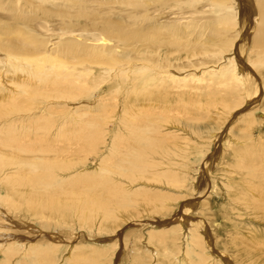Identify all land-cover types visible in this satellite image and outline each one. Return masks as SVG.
Returning a JSON list of instances; mask_svg holds the SVG:
<instances>
[{
	"label": "bare ground",
	"instance_id": "obj_1",
	"mask_svg": "<svg viewBox=\"0 0 264 264\" xmlns=\"http://www.w3.org/2000/svg\"><path fill=\"white\" fill-rule=\"evenodd\" d=\"M261 69L264 0H0V219L23 213L35 221L23 224L28 234L37 233L3 238L6 259L56 264L65 244L59 264H111L124 254L129 264H209L215 254L227 264L211 251L213 231L183 218L195 201L181 194L179 217L157 218L185 186L174 164L187 160L191 140L168 122H180L187 104L197 117L214 109L225 121L242 116L239 138L246 132L250 143L232 147L228 166L257 180L251 199L264 208V139L249 133L264 125ZM186 123L210 135L199 146V194L213 185L222 152L208 150L214 128ZM134 219L138 228L121 235L124 253L111 234ZM53 225L69 237L42 230ZM76 225L96 245L74 244Z\"/></svg>",
	"mask_w": 264,
	"mask_h": 264
},
{
	"label": "rangeland",
	"instance_id": "obj_2",
	"mask_svg": "<svg viewBox=\"0 0 264 264\" xmlns=\"http://www.w3.org/2000/svg\"><path fill=\"white\" fill-rule=\"evenodd\" d=\"M250 33L252 34V30L249 31V34ZM263 70L264 69H261V71H263ZM171 101L174 102L175 100L173 99ZM76 103L73 102L70 105V107L77 106L78 103L77 104ZM87 103H89V102H87ZM181 104L182 103H180V105ZM187 105H185L186 110L189 107V105L188 106ZM263 105H264V103H263ZM189 108H190V112H192L193 116L188 114L185 110V112L183 113V115L181 117L180 122L173 123V119L169 120V122H168V124L170 123V125H171L170 126L171 131H174L177 134L180 133L182 136L184 135L185 137L187 136V138L189 137L191 139L188 142L189 145L187 146L188 147V150L186 152L187 153V155H186L187 160H185L184 163H182V164L180 163L181 165L179 163H177V165L174 164L175 169L178 167H179L178 168L179 170L182 169L181 175L184 176L186 179L185 186H184V188L181 189L180 194L177 193L179 196H175L174 200L169 201V203H171V207L173 205L172 210L168 211L167 212L168 214L167 213L157 214V216L159 215L157 218L158 219L159 218L160 219H166V217L170 218V216H173V215L174 216L176 215L177 217H179V215H177V213H179L180 209L182 210L181 204L183 201L181 200V197H180V195L182 194L181 195L182 199L185 198L186 200H193L196 202L195 205H192V208H191L192 210L189 211L188 214L183 217L185 219V221H187V222H188V220L189 221H191V220L192 221L193 220L199 221V223H198L199 225H200V221H201V226H202V223H203V225L205 223V227L207 229H209V231L210 230L213 231L216 241L215 240L211 241V245H212L211 247L213 248V249H211V251L215 250V252H219L220 254L225 255V257H227V260H228V256H231L230 259L232 260V262L229 260L228 261L226 260L227 264H264V244L262 242L259 243V241H264V212H263L264 208L262 207V205H258V207H257V203L258 204H260V203L259 202L255 203L254 201H252L251 196L257 197L256 200H258L259 195L257 194V192H258L257 190H253L252 188H250L251 185H254V183L257 182V180L252 179L250 182L247 183L244 180L245 179L244 174L241 171L239 172V170L235 167V164L231 165V167L228 166L229 163L232 164L234 162L233 161L234 155L232 156V154H234L233 153L234 149L232 147L236 146L238 144H244L243 142H245L246 144L250 143L249 140H247L248 137L245 136L246 132L243 133L244 137L239 138L238 129H240V127H241V124L243 122V118H242V116H239L240 118H238V119L240 121L237 120V117L230 120V121H225L226 117L220 118L221 116H218L219 114L217 113V109H214V111L216 110L215 111L216 113L214 111L208 112L209 115L207 114L206 117L207 118L209 117V120L207 119L208 121H206L205 116L197 117L196 115H194V112L191 111L192 110L191 107H189ZM174 109H183V106H178ZM210 109L211 108H209V110ZM255 113H256V115H259L261 113V109H259ZM216 115H217V117H216ZM218 117H219L220 121H219ZM201 118H202V120H204V121H201L202 123L200 122ZM187 119L198 121V124L201 123L200 125L203 127H205L208 124L207 127L212 128V129L214 128L213 131L214 132L217 131V133L215 134L216 136L213 139H214V141L215 140L216 141L209 146L208 150H210L209 151L210 153L211 152L213 153L215 151V149H217V151L220 150L222 152V157L219 156V159L217 162L219 164H217V166H215L211 170L212 172L210 175V179H211V182L214 181V183L212 182L213 185L211 184V187H209V188L206 187L207 189L203 190L199 194L196 193V189L198 188L197 182H199V179L201 177L200 175H202L201 174L203 172L202 166L204 163L202 160L204 157H203L202 151H200L199 146L202 145L204 142H206L207 141L206 139L210 135H209V133H203L202 136L199 137L198 135L193 134L192 128L186 123ZM257 119H260V118H257ZM210 120L212 122H210ZM218 121H219L220 125H219ZM239 123H241V124H239ZM263 126L264 125L257 123L255 125H253V127L249 130V133L251 134V139H253L254 142H257L259 139H264V129H263L264 127ZM173 127H175V128H173ZM231 127H232V129L230 130ZM178 131H179V133H178ZM180 134H179V136H181ZM181 141H182V139H181ZM181 144H182V146H184V145L186 146V144H184L183 142ZM195 144H196V146H194ZM218 145H220V146H218ZM194 148H196V150ZM202 150H204L203 145H202ZM180 153H181V150H180ZM178 160H180V159H178ZM94 164L95 163L93 162V158L89 157L87 166L93 167ZM180 166H181V168H180ZM258 166L261 167V164H258ZM182 167H184V168H182ZM226 167H229V168H226ZM230 171L232 174L230 173ZM185 174H186V176H185ZM195 176H196V179L194 178ZM246 180L248 181L250 179L247 177ZM192 184H194V185L196 184V187L194 186L195 187L194 190H193ZM3 185H4V183H3ZM227 185H230L232 187V189H228L226 187ZM212 186H214L215 188L212 189ZM166 188L168 190L169 187H166ZM174 194L177 195L176 193H174ZM247 196H249V197H247ZM236 197L238 199H236ZM201 199H202V201H201ZM204 199L207 201V205L203 207L201 205V203L204 201ZM248 201H249V203L250 202H253V203L249 204ZM254 203H255V205H254ZM2 207L3 206L0 203V209L4 212V210H6V209L4 207H3L4 208L3 209ZM252 207L254 210L252 209ZM258 208H260V209H258ZM0 215H1V213H0ZM7 215H8V218L11 219V222L6 221V220H4V222H3V219L2 218L0 219V223L4 226L3 227L0 224V230L3 228L1 230L2 232H0V234L2 233V235H0V240L2 239L0 241V243L6 241L8 237L12 238V239H14V237H17V238L20 237V239L21 238L23 239V238H26L27 236L28 237L30 236L29 238H32L33 236H35V234H37L35 232H34L35 234H33L32 230H30V232L33 235L31 236V234H28L29 228L26 229L27 226H24L23 224H25V222H26V224H29V226L33 227L35 225V221L30 219V218L28 219V217L24 218L23 213H21V215L17 216V217L11 215V213H7ZM146 216L147 215H145V213H143L138 218V220L143 222V220L146 218ZM12 220H13V223H12ZM30 220H32V221H30ZM135 220H137V219L132 220V222H131V220H127L126 223L121 225V227L118 229V232L116 234H114L115 236L113 234H111L112 237L118 236L119 248L120 249L122 248L124 253L129 252V250L122 243L121 235H122V233H125L126 231H130V230L132 231L133 229L138 228L137 227L138 221H136V223H134ZM141 222H139V223L141 224ZM145 222L146 221L144 220L143 223H145ZM176 222H177V220H176ZM176 222L174 220V222H171V225L175 224ZM21 223H22V225H21ZM24 227H26V228H24ZM75 228L76 229L74 230V232H72L74 234V240H73L74 244L79 243V244H85V245H89V244H95L96 245V243L93 242L92 239H89L91 236L88 235V232H86V229H84V228L79 229V225H76ZM8 230H10V231H8ZM42 230L44 232L48 231L46 233L49 235L60 234V235L66 236V237H69V235H70V232H68L67 230H64V229L59 230V227H54V225L52 227H50L49 229L43 228ZM95 233H97V232H95ZM169 234L171 235L172 233H169ZM19 235H21V236H19ZM252 237H253V239H250ZM3 238H5L6 240H3ZM9 238H8V240H10ZM235 240H237V241H235ZM252 240H254V241H252ZM184 245H185V243L181 242L179 245V247H180L179 249L183 250ZM255 245L256 246L258 245L257 246L258 249L256 248ZM65 246H66L65 244H62L61 247L59 248V251H57L56 257L58 259H57L56 264H59V259H61V256L65 254V252H66ZM261 246H262V248H261ZM130 247H132V243L130 244ZM108 249H110V247H108L107 250ZM1 250L4 252L3 248L2 249L0 248V264H4V263L8 264L6 262H9V264H15V261H16L15 259H17V256L11 255L12 258H9V255H7V259H6V256L4 255V253ZM246 251H248V252H246ZM243 256H244V258H243ZM178 257H179V255H178ZM214 257H215V259L219 260L218 258H220V255L215 254ZM232 258H234V259H232ZM160 259L161 260H159V259L157 260L159 262V264L161 262H163V258L161 257ZM196 259L197 258L193 257V260H196ZM3 260H5L6 262H4V263L1 262ZM113 260L111 261V264H129L130 258L127 256V254H126V256L124 254L122 256V258H120V259L113 258ZM217 260H213V261L211 260L210 261L211 263L209 262V264H220L221 262L220 263L214 262ZM13 261H14V263H13ZM65 261L68 264L67 260H65ZM66 263L64 262L63 264H66ZM174 264H176V263L174 262ZM222 264H225V263L223 262Z\"/></svg>",
	"mask_w": 264,
	"mask_h": 264
}]
</instances>
